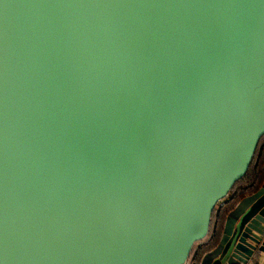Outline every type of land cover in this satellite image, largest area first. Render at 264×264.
I'll use <instances>...</instances> for the list:
<instances>
[{"label": "water", "instance_id": "95a60500", "mask_svg": "<svg viewBox=\"0 0 264 264\" xmlns=\"http://www.w3.org/2000/svg\"><path fill=\"white\" fill-rule=\"evenodd\" d=\"M263 135L264 0H0V264H185Z\"/></svg>", "mask_w": 264, "mask_h": 264}, {"label": "trees", "instance_id": "16d2710c", "mask_svg": "<svg viewBox=\"0 0 264 264\" xmlns=\"http://www.w3.org/2000/svg\"><path fill=\"white\" fill-rule=\"evenodd\" d=\"M264 180V135L259 139L254 154L249 163V167L245 174L238 179L226 197L218 202L211 213L210 225L207 235L193 244L187 263L193 261L200 264V260L204 254L217 246L225 224L226 216L239 201L255 193L262 185ZM255 251L250 260L253 263ZM256 253V254H255Z\"/></svg>", "mask_w": 264, "mask_h": 264}, {"label": "crops", "instance_id": "0c3cea01", "mask_svg": "<svg viewBox=\"0 0 264 264\" xmlns=\"http://www.w3.org/2000/svg\"><path fill=\"white\" fill-rule=\"evenodd\" d=\"M262 246V250L256 252L255 254V258L253 259V261H255V264H264V245ZM253 263L251 260L248 262V264Z\"/></svg>", "mask_w": 264, "mask_h": 264}, {"label": "built area", "instance_id": "2783aa9c", "mask_svg": "<svg viewBox=\"0 0 264 264\" xmlns=\"http://www.w3.org/2000/svg\"><path fill=\"white\" fill-rule=\"evenodd\" d=\"M185 264H195L193 261H191V262H186ZM251 264H255V263H251Z\"/></svg>", "mask_w": 264, "mask_h": 264}]
</instances>
